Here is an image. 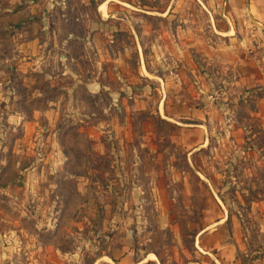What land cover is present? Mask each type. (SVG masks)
<instances>
[{
  "label": "crops",
  "instance_id": "0c3cea01",
  "mask_svg": "<svg viewBox=\"0 0 264 264\" xmlns=\"http://www.w3.org/2000/svg\"><path fill=\"white\" fill-rule=\"evenodd\" d=\"M15 3L16 0H8L5 11L12 12ZM82 3L85 7L90 4L94 12L92 16H72L71 23L86 26L82 34L68 33L59 38V35L47 32L42 40L36 36L23 39L21 33L18 35L13 31L7 35V40L13 41V45L12 54L0 59V73L5 77L4 82H0V106L4 113L1 115L0 131L18 130V134H12L14 138L9 144H1L0 196L19 199L21 188L18 178H22L25 186L36 189L48 170L53 177L45 182L51 191L59 180L72 178L73 175L67 171V155L61 137L64 136L63 124L73 123L75 133L93 142L97 151L110 157L114 155L110 167L117 172V177L108 181L107 188L112 190L113 186L123 187L130 183L133 193L142 201L141 188L135 184L136 177L128 178L124 168L128 154L132 169L142 164L138 153L144 145L131 142L130 120L137 111L145 112L146 120L154 116L174 125L176 130L170 139L176 146L186 149L188 167L194 168L195 162L192 163L191 159L197 151L212 146L214 142L218 159L227 163L222 168L230 166L232 171L234 163L240 160L237 156L241 150L239 144L244 140L242 135L239 136L241 130L232 128V123L229 127L225 125L228 122L226 108L235 89L241 94L244 87H264V50L253 54L248 47L229 46L238 42L244 45L251 40L259 43L258 37L264 39V0H153L151 3L147 0H82ZM48 5L52 7V4ZM64 8L66 10L67 6H61L62 10ZM132 9L146 14L145 17H132L128 14ZM147 9L156 12H148ZM195 9L202 15L194 17L188 12ZM65 14L61 16L66 23L71 16L65 18ZM152 14L155 17L150 20L148 16ZM112 21L122 29H117L116 25H113L114 30L110 29ZM151 21H158V31L156 27H149ZM118 31H125L126 41L129 45L133 44L136 57L133 69L127 60L131 48L125 45L116 50L110 48L118 46ZM5 35H0V43ZM147 35H150L149 46L142 43ZM211 36L219 43H211ZM75 42L81 44L78 55L71 52ZM201 43L207 44L203 47V54L199 47ZM48 45H56L59 50L53 52L50 48L46 49ZM188 49L205 57L208 72H202L191 64L192 60L189 61L187 55L196 56V53L192 54ZM215 56H225L224 60L220 58L218 68H221L220 74H226V78L216 77L218 86L213 84L211 77L216 65L209 67ZM228 69L232 70L229 75ZM203 89L205 99L201 95ZM186 90L192 93H185ZM194 90L198 98L202 96L206 106L203 112L189 106L191 98L198 99ZM50 91L57 95L51 96ZM34 100L39 102L35 106L32 105ZM257 103L259 108L255 115L263 116L264 100L260 99ZM212 111L219 118L217 133H213L215 130L210 126L215 118L213 114L210 116ZM115 115H123V122L115 121ZM145 131V138L157 135L154 131ZM262 136L264 139V134ZM18 138L24 144L18 142ZM38 149L43 161L35 163L31 156L32 161L27 168H19L18 161L9 166L5 156L8 152L16 156L23 153L33 155ZM263 150L264 144L248 154L253 155V161L264 165ZM153 159L158 161L155 157ZM13 167L16 176L7 178L6 172ZM167 169L173 171L172 165L168 164ZM247 173L251 175V168L247 169ZM124 191L119 199L127 198ZM24 193L33 199L27 191ZM126 233L130 236L131 230H126ZM3 241L9 244L13 237L0 238V243ZM116 247L126 250L125 254L122 253L124 256L109 255L105 263L158 264L154 254H139L142 253L139 242L124 241ZM135 248L136 252L133 251ZM4 254L0 256L3 262Z\"/></svg>",
  "mask_w": 264,
  "mask_h": 264
},
{
  "label": "rangeland",
  "instance_id": "374dc122",
  "mask_svg": "<svg viewBox=\"0 0 264 264\" xmlns=\"http://www.w3.org/2000/svg\"><path fill=\"white\" fill-rule=\"evenodd\" d=\"M48 4H52V7ZM6 5L8 0H0V16L3 17L0 19V35L6 33L1 38L0 59L12 54L13 41L7 40V35L12 31L18 35L21 33L23 39L36 36L42 40L47 32L59 35V38L68 33L79 35L86 26L71 23L72 16L94 15L91 5L85 7L82 0H16L12 12L5 11ZM61 6H67V9L62 10ZM130 11L128 14L132 17L146 15L136 9ZM188 12L194 17L202 15L196 9ZM62 13H66L65 18L70 15L71 19L65 23ZM148 17L151 20L155 16L152 14ZM113 25L120 30L119 24L113 21L109 24L110 29H115ZM3 27L7 28L6 31L1 30ZM149 27H156L158 31L160 26L158 21H151ZM117 33L118 46L116 44L110 48L116 50L121 45L131 48L127 60L133 69L136 66L133 44L129 45L126 41V35H123L125 31ZM149 36L142 41L148 46ZM258 38L261 41L259 43L251 40L244 45L238 42L229 47H248L254 54L264 50V39ZM209 41L219 43L212 36ZM204 45L207 44L199 45L202 54ZM80 46L79 42L72 43V55H78ZM48 48L53 52L59 50L56 45H48ZM224 57L215 56L213 64L209 66L216 65L214 74H211L216 86L217 78H226V74H220L221 68H218L220 58L224 60ZM187 58L199 70L208 72L204 56L196 53V56L187 55ZM230 71L227 70V75ZM2 75L0 73L1 83L5 79ZM204 90L201 95L205 99ZM234 91L226 108L228 122L225 125L229 127L232 123V128L241 130L239 136L242 135L244 143L239 144L241 150L237 156L240 160L234 163L232 171L230 166L222 168L227 163L218 159L220 157L214 142L212 146L197 151L191 159L192 163L195 162L194 168L188 167L186 149L176 146L170 139L176 130L173 124L154 116L146 120L143 111L131 115V142L144 145L138 153L142 164L132 169L128 154L124 168L128 178L136 177L135 184L141 188L142 201L133 193L130 183L123 187L116 185L109 190L108 181L117 177V172L110 167L114 155L101 154L93 142L75 133L76 126L73 123H64V136L60 141L67 155V171L73 177L59 180V184L51 191L45 182L46 179L51 181L53 177L51 170H48L47 174L42 175V181L37 183L36 189L25 186L22 178H18L21 188L19 199L0 196V238L5 240L13 237L9 244L6 241L0 243V256L5 252V260L3 262L1 256L0 264H107L106 257L109 255L124 256L126 250L116 247L124 241L139 242L142 248L139 254H154L158 264H264V165L253 161V155L248 154L253 148L264 144V115H255L259 108L257 101L264 100V87H244L241 94L237 89ZM185 93L192 92L186 90ZM49 94L57 95L54 91ZM202 96L198 98L195 91V98L198 99L191 98L189 106H195L203 112L206 106ZM36 103L39 102L34 100L32 105ZM0 108L2 124L1 115L4 113L2 106ZM212 114L215 118L210 126L215 130L213 133H217L218 114L214 111L210 116ZM113 117L115 121L123 122V115ZM145 130L154 131L156 137L152 135L145 138ZM12 134L17 135L18 130L0 131V149L3 148L1 144L12 142ZM163 150L166 151L162 153ZM261 155L264 156V150ZM5 156L9 166L18 161L19 168H27L32 161L31 156L35 163L43 161L39 149L33 155L23 153L16 156L8 152ZM154 157L158 159L157 162ZM168 164L172 165L173 171L167 169ZM249 168L252 170L251 175L247 173ZM6 174L7 178L15 177L16 170L13 167ZM25 191L33 199L29 195L26 197ZM123 191L127 197L125 200L119 199ZM126 230H131L130 236H127ZM133 251L136 252V248Z\"/></svg>",
  "mask_w": 264,
  "mask_h": 264
}]
</instances>
